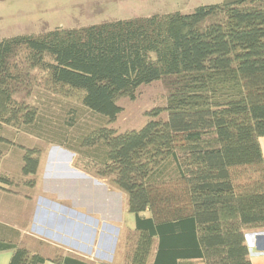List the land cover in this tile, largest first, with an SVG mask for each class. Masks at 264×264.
I'll list each match as a JSON object with an SVG mask.
<instances>
[{
	"label": "trees",
	"instance_id": "trees-1",
	"mask_svg": "<svg viewBox=\"0 0 264 264\" xmlns=\"http://www.w3.org/2000/svg\"><path fill=\"white\" fill-rule=\"evenodd\" d=\"M36 71L112 122L121 99L162 82L167 105L141 129L101 127L80 139L104 147L97 175L127 195L135 225L126 264H252L247 236L264 232V0L0 39V161L4 126L37 125L38 107L17 97ZM25 152L22 173L35 175L37 152ZM11 184L0 173V191ZM11 229L0 235L8 264H86L19 245Z\"/></svg>",
	"mask_w": 264,
	"mask_h": 264
},
{
	"label": "rangeland",
	"instance_id": "rangeland-1",
	"mask_svg": "<svg viewBox=\"0 0 264 264\" xmlns=\"http://www.w3.org/2000/svg\"><path fill=\"white\" fill-rule=\"evenodd\" d=\"M222 1L3 0L0 39L21 31L32 34L156 14H190L199 6ZM44 75L36 71L32 86L21 89L17 96L38 107L37 125L4 126L8 144L0 173L8 174L12 184L0 191V235H10L11 228L18 230L19 245L26 244L46 256L53 257L60 250L81 259L122 260L131 246L129 237L135 225L134 216L127 210V195L112 184V176L97 175L101 165L94 155L102 154L104 147L83 146L80 139L101 127L118 133L141 129L152 110H163L167 105L162 82L141 86L135 100L121 99L118 104L123 110L112 122L86 108L79 93H64L46 85ZM167 115L163 111L160 118ZM26 149L37 152L35 175L22 173ZM91 161L97 163L93 171L80 168ZM7 262L6 253L0 254V264Z\"/></svg>",
	"mask_w": 264,
	"mask_h": 264
},
{
	"label": "crops",
	"instance_id": "crops-1",
	"mask_svg": "<svg viewBox=\"0 0 264 264\" xmlns=\"http://www.w3.org/2000/svg\"><path fill=\"white\" fill-rule=\"evenodd\" d=\"M3 1V0H0ZM20 34H26L25 31H21L20 33H18L17 35ZM12 36H16L12 35ZM10 36V37H12ZM2 38H9V35H2ZM260 143H261V147H262V151H263V155H264V137L260 139ZM247 243L250 249V258L252 260V264H264V232H260V233H251L247 236ZM78 250V249H77ZM6 253L7 257H8V262L10 260L11 257V253L10 252H0V254ZM76 255V254H75ZM77 257H81L76 255ZM82 260L86 263V264H126L124 262V260H119L117 258H115L114 260H106V259H99L96 257L93 258H87L84 256H82ZM45 264H58L54 261L48 260L46 261ZM199 264V263H198Z\"/></svg>",
	"mask_w": 264,
	"mask_h": 264
}]
</instances>
